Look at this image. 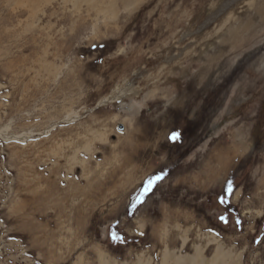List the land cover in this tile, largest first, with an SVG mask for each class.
<instances>
[{"label": "rangeland", "instance_id": "374dc122", "mask_svg": "<svg viewBox=\"0 0 264 264\" xmlns=\"http://www.w3.org/2000/svg\"><path fill=\"white\" fill-rule=\"evenodd\" d=\"M229 1L0 0V264H264V0L195 34Z\"/></svg>", "mask_w": 264, "mask_h": 264}, {"label": "snow or ice", "instance_id": "6c2138e0", "mask_svg": "<svg viewBox=\"0 0 264 264\" xmlns=\"http://www.w3.org/2000/svg\"><path fill=\"white\" fill-rule=\"evenodd\" d=\"M178 138H179V134L178 133H174L173 136H172V139L175 140V139H178ZM156 179H160V177H157ZM154 183H155V181H153V180H150L148 182V188L145 189V193L144 194H146L148 191L151 190V187H152V185ZM227 192H228L229 195L232 192V185H231V183H229V185H228ZM225 202H226L225 198L224 197H221V203H225ZM221 219L224 220L225 218L224 217H221ZM238 223H239V221H238ZM113 238L114 239H120V237L116 233H113Z\"/></svg>", "mask_w": 264, "mask_h": 264}, {"label": "water", "instance_id": "95a60500", "mask_svg": "<svg viewBox=\"0 0 264 264\" xmlns=\"http://www.w3.org/2000/svg\"><path fill=\"white\" fill-rule=\"evenodd\" d=\"M238 1H240V0H230L229 2L225 3L223 5L222 9L218 12V14L215 15L214 17H212V18H209L208 22H206L204 24V26L202 28H200V30H198L195 34H200L201 31H203L207 26H209L213 22L215 17L221 16L222 12L226 11L227 9H229L230 6H232L233 4L237 3Z\"/></svg>", "mask_w": 264, "mask_h": 264}, {"label": "bare ground", "instance_id": "6f19581e", "mask_svg": "<svg viewBox=\"0 0 264 264\" xmlns=\"http://www.w3.org/2000/svg\"><path fill=\"white\" fill-rule=\"evenodd\" d=\"M263 57V56H262ZM261 59V58H260ZM263 61V60H262ZM259 62V61H258ZM262 63V62H261ZM260 65H261V69H263L264 68V64H259V63H257V65H255L254 67H257V66H259L260 67ZM257 69V68H256ZM261 72V71H260ZM259 73V72H258ZM260 74V73H259ZM261 75V74H260ZM259 75V76H260ZM262 76V75H261ZM263 77V76H262ZM118 92H120L118 95H120V99L126 94V91H125V93H124V91H122V89H119L118 90Z\"/></svg>", "mask_w": 264, "mask_h": 264}]
</instances>
